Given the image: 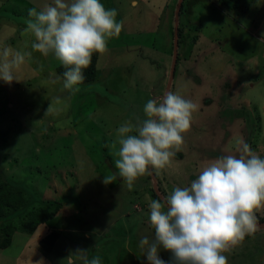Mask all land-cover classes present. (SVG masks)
<instances>
[{"label":"rangeland","instance_id":"374dc122","mask_svg":"<svg viewBox=\"0 0 264 264\" xmlns=\"http://www.w3.org/2000/svg\"><path fill=\"white\" fill-rule=\"evenodd\" d=\"M183 1L177 19L179 0H136L135 6L102 0L118 10L124 27L99 54L96 79L75 94L63 89L52 53L33 51L18 69L19 81H0V184L21 190L12 199L21 196V206L0 217L1 226L16 228L11 245L0 248V264H66L78 249H90L89 258L100 256L103 264H147L139 241L155 236L145 199H160L152 188L164 199L218 157L238 156L241 142L253 153L264 150V0H243L237 9L220 0ZM51 2L0 0V48L32 51L28 10ZM176 22L169 91L192 100L196 110L168 165L154 170L153 179L138 177L129 190L114 175L118 157L111 144L121 123L142 122L147 101L168 93ZM105 175L112 183L103 182ZM58 206L32 233L20 228L42 207ZM252 210L256 227L224 253L228 264H264L258 225L264 199ZM53 229L60 237L46 254L40 239ZM160 256L167 261L171 253L162 249Z\"/></svg>","mask_w":264,"mask_h":264},{"label":"clouds","instance_id":"9594fccd","mask_svg":"<svg viewBox=\"0 0 264 264\" xmlns=\"http://www.w3.org/2000/svg\"><path fill=\"white\" fill-rule=\"evenodd\" d=\"M133 6L136 0H132ZM25 31L34 39L32 51L0 48V81H19L18 69L33 51L54 54L63 72V89L75 94L85 80L84 71L95 53H103L124 27L118 10L106 8L102 0H52L40 10H28ZM196 105L169 91L144 105L145 119L125 121L116 129L111 144L118 159L115 177L129 190L138 177L164 169L183 143ZM118 146V147H117ZM113 176H104L105 184ZM154 239L144 236L139 247L147 264H228L224 254L247 230L256 227L254 203L264 199V150L252 152L241 142L239 155H224L208 163L189 186H176L163 200L146 195ZM171 253L169 260L161 250ZM90 249H78L66 264H103L100 256L89 258Z\"/></svg>","mask_w":264,"mask_h":264},{"label":"trees","instance_id":"16d2710c","mask_svg":"<svg viewBox=\"0 0 264 264\" xmlns=\"http://www.w3.org/2000/svg\"><path fill=\"white\" fill-rule=\"evenodd\" d=\"M223 4H228L229 7L233 9H237L239 4L243 0H220ZM233 4H231V3ZM183 3L181 5L180 11H183ZM99 54L100 53H95L92 58V63L91 65L84 71L85 75V80L84 82H90L96 79L97 77V65H98V59H99ZM56 73L59 74L63 78V72L65 71V68L59 63L56 68ZM225 85L227 87H230V81L227 80L225 82ZM155 173V172H154ZM149 178L153 179L151 173L149 172ZM152 194L160 199H163L154 188H152ZM20 192L21 190L18 187L15 186H10V187H5V184H0V217H3L6 214V209L9 207L14 206L15 208L21 206V196L19 198H16L18 201L14 202L12 201L13 196H17L16 192ZM15 192V193H14ZM7 207V208H6ZM60 209V206H58L55 210L51 211L47 208L42 207L39 212L35 214L34 219L29 221L28 223L22 224L21 229L24 232L27 233H32L40 224H43L47 222L49 219L53 218ZM1 222V221H0ZM261 223H264V218L261 219ZM16 228L12 225H4L1 226L0 223V248H7L9 245H11V240H12V233L15 231ZM60 237V232L57 230H51L48 234H46L44 237L40 239V245L41 249L44 253L48 254L50 253L54 247L56 242L58 241Z\"/></svg>","mask_w":264,"mask_h":264},{"label":"water","instance_id":"95a60500","mask_svg":"<svg viewBox=\"0 0 264 264\" xmlns=\"http://www.w3.org/2000/svg\"><path fill=\"white\" fill-rule=\"evenodd\" d=\"M182 1L183 0H179L178 6H177V11H176V18L177 19L179 18V13H180ZM178 45H179L178 22H176L175 46H174L175 47V56H174V59H173L174 63H173L172 69H171V76H170V79H169L167 92H169V90H170L171 83H172V80H173V77H174V73H175V67H176V62H177V53H178ZM150 173H151L152 177L154 178L155 177L154 170H150ZM258 225L264 227V223H260Z\"/></svg>","mask_w":264,"mask_h":264}]
</instances>
